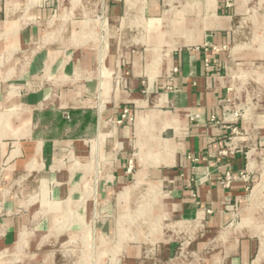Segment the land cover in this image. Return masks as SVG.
I'll return each mask as SVG.
<instances>
[{
	"label": "crops",
	"instance_id": "1",
	"mask_svg": "<svg viewBox=\"0 0 264 264\" xmlns=\"http://www.w3.org/2000/svg\"><path fill=\"white\" fill-rule=\"evenodd\" d=\"M227 12L224 0H0V254L26 235L19 250L52 248L143 192L160 195V216L229 221L241 173L264 156V113L242 111Z\"/></svg>",
	"mask_w": 264,
	"mask_h": 264
},
{
	"label": "rangeland",
	"instance_id": "2",
	"mask_svg": "<svg viewBox=\"0 0 264 264\" xmlns=\"http://www.w3.org/2000/svg\"><path fill=\"white\" fill-rule=\"evenodd\" d=\"M224 3L236 23L225 50L237 72L242 111L264 113V0ZM250 171L245 196L228 206L231 218L221 227L160 216V195L143 192L116 212L111 203L109 216L96 214L84 230L49 239L54 247L19 245L0 254V264H264V156ZM31 239L22 236L19 244Z\"/></svg>",
	"mask_w": 264,
	"mask_h": 264
},
{
	"label": "built area",
	"instance_id": "3",
	"mask_svg": "<svg viewBox=\"0 0 264 264\" xmlns=\"http://www.w3.org/2000/svg\"><path fill=\"white\" fill-rule=\"evenodd\" d=\"M127 113H128V109H126V110L124 111V114H125V115H127ZM241 177L246 178L245 175H244V173H241ZM232 179H233V177H232L231 175H227L226 178H225L224 181H223V185H224L225 187H229V185H230Z\"/></svg>",
	"mask_w": 264,
	"mask_h": 264
},
{
	"label": "bare ground",
	"instance_id": "4",
	"mask_svg": "<svg viewBox=\"0 0 264 264\" xmlns=\"http://www.w3.org/2000/svg\"><path fill=\"white\" fill-rule=\"evenodd\" d=\"M167 19V18H166ZM168 25V24H167ZM160 29V28H159ZM173 29V28H172ZM160 31V30H159ZM165 34V33H164ZM167 36V35H166ZM142 184V178L141 177H138V179H137V184H136V186L135 187H139L140 185ZM126 191V193L125 194H127L128 192H130V190L129 189H126L125 190ZM259 191V189L256 191V192H258ZM256 197V196H255ZM121 216H123L122 214H121ZM196 223L197 224H199V225H201L200 224V221L198 222V221H196ZM20 245H21V243H20ZM261 255V254H260Z\"/></svg>",
	"mask_w": 264,
	"mask_h": 264
}]
</instances>
